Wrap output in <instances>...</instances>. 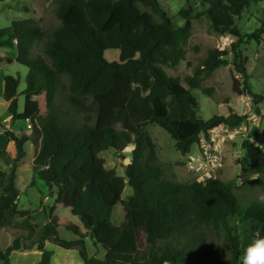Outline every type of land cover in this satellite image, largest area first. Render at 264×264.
<instances>
[{
    "label": "trees",
    "instance_id": "obj_1",
    "mask_svg": "<svg viewBox=\"0 0 264 264\" xmlns=\"http://www.w3.org/2000/svg\"><path fill=\"white\" fill-rule=\"evenodd\" d=\"M57 4L61 25L48 39L33 19L13 22L11 34L0 30V47L18 51L9 62L29 71L23 94L44 92L47 108L30 120L31 135L5 132L17 147L15 163L25 156L23 146L31 141L37 150L34 173L55 191L56 205L70 210L87 231L66 226L76 239L63 240L52 208L36 242L42 253L39 264L52 262L47 241L65 250L77 249L84 264H242V241L228 219L238 216L241 223H251L253 239L257 233L264 236V203H254L243 212L234 188L220 178L191 184L166 179L155 164L156 146L148 132L153 125L165 129L186 156L200 136L226 123L224 117L200 119L192 91L202 88V75L229 64V52L211 51L184 85L165 68H176L187 59L192 9L180 12L186 24L174 28L173 17L159 0H57ZM201 5L205 11L198 16L206 15L215 32L238 39L231 53L235 71L246 82L247 59L236 22L252 0H202ZM40 43L42 52L36 54ZM110 50L120 52L119 61L106 59ZM64 77L67 86L62 85ZM19 85V79L5 77L4 99L14 120ZM244 86L234 77L236 94L243 96ZM61 88L67 93L65 100ZM129 147L134 149L125 176L107 169L102 153L123 154ZM242 149L253 172L264 174V149L250 138L242 142ZM16 180L15 166L10 173L0 169V228L12 224L16 216L27 219L31 214L18 208ZM258 182L264 193V182L260 178ZM127 186L133 194L123 200ZM120 204L125 217L117 225L113 214ZM208 230L224 233L229 259L213 258ZM87 237L103 249V259L89 255ZM21 249L19 239L7 249L0 246V262L10 264L12 253Z\"/></svg>",
    "mask_w": 264,
    "mask_h": 264
},
{
    "label": "rangeland",
    "instance_id": "obj_2",
    "mask_svg": "<svg viewBox=\"0 0 264 264\" xmlns=\"http://www.w3.org/2000/svg\"><path fill=\"white\" fill-rule=\"evenodd\" d=\"M159 1L163 8L173 17L174 28L182 27L186 24V20L180 16L181 11L193 10V18L191 20L193 31L186 45L187 59L176 68L166 67V72L172 77L179 78L184 85H187L186 78L194 76L202 68L204 60H206L211 51L215 49L228 51L229 55L226 59L229 64L218 68L211 75H202V88L192 91L199 103L197 115L205 121L213 117H224L227 119V122L223 124L240 131V135L236 141L226 148L225 151L227 153L232 155V151H235L240 146L242 147V142L247 139L245 135L253 136L258 146L263 144L261 148L264 149V111L262 110L259 114L257 111L259 107H264V0H252L250 9L238 18L236 22V26L243 37L241 44L243 57L247 59L248 80L246 82L242 75L235 71L234 56L231 53V47L237 43L238 39L230 34H219L215 32L212 22L206 15L198 16L205 11L201 5L202 0H192L190 3L184 0ZM57 9V0H1L0 30L6 29L11 34L13 22L33 19L46 33V38L48 39L61 25L57 17ZM253 34L259 35L261 37L260 40L249 38ZM8 37L9 35L3 38L2 41L7 40ZM42 48L43 44L40 43L35 47L34 52L39 54L42 52ZM0 50L7 51L8 54L17 51L15 48L10 47H3ZM105 57L110 62L119 61L120 52L118 50H110L105 52ZM8 60L13 61L12 58H8ZM9 64H5L8 76H13L20 81L18 89L19 112L24 114L27 102L31 101L28 95L23 94L26 89V77L29 71L16 61L9 62ZM234 77L245 84V94L243 96H239L233 90ZM62 85H68L66 77L62 79ZM206 90H211V94H206ZM66 95L65 90L61 88L60 97L65 100ZM255 97L258 98L255 99ZM247 102L251 103V109L246 106ZM235 111L236 114L232 115L235 118L233 120L228 118ZM250 111H253L255 116H249ZM6 115H8V110L0 105V116ZM16 123V129L26 128L27 123L24 119H18ZM241 126L243 130L240 129ZM148 132L156 146L158 160L155 164L163 169L166 179L187 184L208 180L206 177L203 178L198 174L196 175L187 167L186 156H183L177 150L176 141L165 129L153 125ZM202 136L204 139H208L209 134ZM200 142L201 139L198 144ZM132 149L133 147L127 148L123 154H118L114 150L103 152L101 156L106 161L107 169H113L118 175L125 176L127 167L125 161L126 159H131ZM242 155V157L246 155L243 150ZM2 157H5V154ZM222 158L223 168L219 171L218 178L225 179L224 181L234 188L242 211L245 212L254 203L263 204L264 193L258 179L260 178L264 182V174L255 178V173L251 167L246 169L245 173H238L237 168L241 158L231 156L227 162L230 176L226 177L223 175L227 167L224 154ZM27 165L28 160L23 162L19 169L21 179L17 185L20 191L18 207L20 210L28 211L31 214L27 219L16 216L12 224L0 228V246L3 249L12 246L18 239L22 246L21 250L12 253L10 264H36L38 260L36 255L41 253L37 250L36 246L38 234L50 221L48 215L53 207L57 208V213L54 212L51 217H55L58 220V224L60 225L58 229L59 236L63 240L73 241L76 239L75 234L68 230L66 226L78 225L83 229V224L77 216H74L70 210L65 209L63 206L56 205V193L50 189L45 181L39 177L34 178V181L32 180V168L31 166L27 168ZM238 177L246 178L247 182L239 184L236 180ZM132 194V188L127 186L123 194V200H128ZM124 216V207L120 204L114 210L113 222L119 224L124 220ZM231 220V223H234V217ZM29 227H32V230L34 229V233L31 232ZM236 229L242 241L241 251L243 255L245 248L253 240L252 229L250 230L248 228L242 231H239L238 228ZM206 234L208 248L212 250L213 258L229 259L231 255L224 252V247L227 244L224 239V233H216L213 230H208ZM86 244L88 245L90 256L98 259L104 258L103 249L99 246H94L89 237L86 238ZM46 249L55 253L53 264H62L64 260L68 264H83L76 249L66 251L55 244H49Z\"/></svg>",
    "mask_w": 264,
    "mask_h": 264
},
{
    "label": "crops",
    "instance_id": "obj_3",
    "mask_svg": "<svg viewBox=\"0 0 264 264\" xmlns=\"http://www.w3.org/2000/svg\"><path fill=\"white\" fill-rule=\"evenodd\" d=\"M10 48H15L16 49V47H10ZM0 49H3V47H0ZM17 56H18L17 51L15 53L11 52V54H8L7 51H1L0 50V105L4 106V108L6 110H8V115L0 116V141H1L0 153H4L5 154V157H2L4 154L0 155V168H1L2 171L6 172V173H10L14 169V166L16 167V173H17L16 186L18 185V182L21 179V176L19 174V169L21 168V165L23 164V162H25L26 160H28L27 168H29L30 166L32 168V172H33V179L32 180L34 181V178L37 177L36 174L34 173V170H33V165H34V160H35V156H36V151L37 150H36V147L34 146V144L31 141L25 143L24 146H23V151L25 153V156L21 160H19L17 163H15V160H16L17 154H18L17 147H16L15 142L12 141L11 139H9L6 136L5 132L6 131H11L17 136H20L22 134L31 135L32 129H30L28 127V125H29L28 121H30L36 115L45 114L46 111H47L45 93L44 92H35V93H32V94H28V97L31 98V101L27 102V104L25 106L24 114L19 112V100H18V118L16 120H14L13 116L9 113L10 103L6 102L5 99H4L5 77L8 76L5 64L10 65L8 58H12L13 60H15L17 58ZM251 106L249 107L250 109H251ZM262 110L264 111V107H259L257 109L258 114H259V112L261 113ZM235 114H236V111H235L234 114L229 115L228 118L233 120V118H235V117L232 116V115H235ZM249 114H250L249 116H255V113H253V111H250ZM18 119H20V120L24 119L25 120V122L27 123L26 128H24V129L17 128L16 129V127H17L16 121ZM240 129L243 130V127L241 126ZM245 136H246L247 139L250 138L252 140V142L256 146H258V143L255 142V139L253 138V136H251V135H245ZM200 139L202 140L203 136H200ZM262 146H263V144H261L259 147H262ZM198 147H199V144L196 143L192 147V152H197L198 151ZM240 148H241V150H239ZM242 150L243 149L240 146L235 151H232V155L227 153L226 151L224 153L225 159H226V161H225L226 164H227V162H228V160L230 159L231 156H233V157L235 156L236 158H241L240 159V164L238 165V168H237V172L238 173H240V172L245 173L246 169L250 168V162L247 159L246 155H244L245 157H242L243 156L242 155ZM227 151H229V150H227ZM222 168H223V166H222ZM228 168H229V166L227 164V167H226V169L223 172V175L226 176V177L230 176L229 172H228V170H229ZM241 175H243V174H241ZM254 176H255V178H258L259 175L258 174H254ZM240 178L241 177H238L236 180L238 181ZM221 180L223 182H225L227 185H229L226 181H224L225 179H221ZM56 211H57V208L55 207V212ZM232 217H234V223H231L232 222V220H231ZM232 217H230L228 219L229 225L232 228H238L239 231H242V230H245V229H248V228L250 230L252 229L253 225L251 223H241L239 218H238V216H232ZM235 220H237V221H235ZM122 222H120L119 224H121ZM119 224H117V225H119ZM76 226L79 229H81L82 233H84V234L87 233V231L85 230L84 226H82L83 229L80 226H78V225H76ZM49 244H53V243L47 241L46 242V247ZM87 247H88V245H87ZM63 250H65V249H63ZM71 250H73V249H71ZM66 251H68V250H66ZM77 252H78V250H77ZM54 254L55 253L53 252V257H52L51 264H53V262H54V257H55ZM78 255H79V258L81 259L79 252H78ZM36 256L38 258L36 264H39L41 259H42V254L39 253V255H36ZM81 261H82V259H81ZM82 263H83V261H82ZM62 264H68V263H67L66 260H64V262Z\"/></svg>",
    "mask_w": 264,
    "mask_h": 264
},
{
    "label": "built area",
    "instance_id": "obj_4",
    "mask_svg": "<svg viewBox=\"0 0 264 264\" xmlns=\"http://www.w3.org/2000/svg\"><path fill=\"white\" fill-rule=\"evenodd\" d=\"M249 108L250 102L246 103ZM28 127L31 129V123L28 121ZM208 139H202L199 144V150L197 152H190L186 155V165L196 175L206 177L209 179H217L219 171L223 166V154L226 148L236 141L240 135V131L225 124H221L218 127L209 131ZM134 149V148H133ZM132 149V150H133ZM206 181V180H205ZM247 182V179L241 177L238 180L239 184Z\"/></svg>",
    "mask_w": 264,
    "mask_h": 264
},
{
    "label": "clouds",
    "instance_id": "obj_5",
    "mask_svg": "<svg viewBox=\"0 0 264 264\" xmlns=\"http://www.w3.org/2000/svg\"><path fill=\"white\" fill-rule=\"evenodd\" d=\"M242 264H264V236L256 234L243 252Z\"/></svg>",
    "mask_w": 264,
    "mask_h": 264
},
{
    "label": "water",
    "instance_id": "obj_6",
    "mask_svg": "<svg viewBox=\"0 0 264 264\" xmlns=\"http://www.w3.org/2000/svg\"><path fill=\"white\" fill-rule=\"evenodd\" d=\"M130 163H131V160L130 159H126L125 164L129 165Z\"/></svg>",
    "mask_w": 264,
    "mask_h": 264
}]
</instances>
